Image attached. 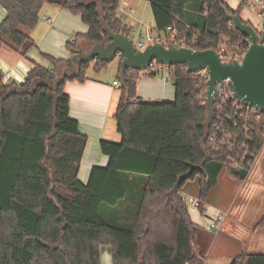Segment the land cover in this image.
Segmentation results:
<instances>
[{
  "label": "trees",
  "instance_id": "obj_1",
  "mask_svg": "<svg viewBox=\"0 0 264 264\" xmlns=\"http://www.w3.org/2000/svg\"><path fill=\"white\" fill-rule=\"evenodd\" d=\"M146 1L155 31L167 40L171 26L174 39L195 36V50H216L224 39L248 47L228 19L240 17L246 0L236 10L224 0ZM46 5L79 14L88 27L66 43L72 54L82 40L109 42L102 21L113 32L132 31L117 17L120 0H0V46L30 64L23 83L0 74V264H100L101 245L110 246L113 264H208L181 192L196 181L204 202L221 171L244 180L264 143V112L214 104L207 127V75L167 65L173 100L149 102L137 97L141 71L126 68L113 115L120 140L99 141L108 163L92 167L83 183L78 171L87 136L69 114L64 85L85 81L91 67L98 72L109 62L82 63L54 91L63 69L74 66L71 58L41 52L49 66L35 62L28 57L35 42L21 29L32 30ZM164 66L155 61L143 75L153 78ZM254 228H264V213ZM230 264H264V252L241 250Z\"/></svg>",
  "mask_w": 264,
  "mask_h": 264
},
{
  "label": "crops",
  "instance_id": "obj_2",
  "mask_svg": "<svg viewBox=\"0 0 264 264\" xmlns=\"http://www.w3.org/2000/svg\"><path fill=\"white\" fill-rule=\"evenodd\" d=\"M121 2L122 1L120 0V3ZM120 6L122 7V3ZM58 9L59 10L56 9L55 11L52 10L54 16L58 14L56 15L57 18L55 20L46 15L51 19V23H47L49 26L45 32V39L42 41L44 43L46 40L47 45L43 44L41 47L43 51L41 52L49 54L55 58L68 59L71 58L73 54L67 48L66 43L73 40L74 34L69 38L68 41H66V38L72 34L68 33L72 29H70L66 24L58 21V17L65 13L64 11H66L59 7ZM121 9L122 10H118L117 14L119 19L120 16L124 14L130 16V14H133L134 12V7H132V5H127L125 9H123V7ZM130 9L133 11L131 12ZM2 11L4 17L5 12L3 9ZM125 24L131 26L133 31L132 23ZM152 24L154 25V19ZM80 28L83 31L77 33L83 34L88 29L86 25L85 27L80 26ZM142 30L143 29H141L139 33ZM78 46L77 52H86L91 48L92 44L82 40L79 42ZM29 55H31L30 53H28V57L35 62H38L43 66H49V62L47 60H40V57L35 54H33L35 59ZM0 66L7 68L9 71H11L15 78H20L22 80L25 79L30 68V64L27 59L23 58L6 45L0 46ZM112 73V75L117 76L120 80L116 85L113 84V82L116 81L114 78L109 79L107 76L96 77L93 75H88V79L83 82L73 80L67 81L64 85V91L69 95V114L72 118L79 122L80 131L87 136V143L84 148L78 171V177L83 183L88 181L89 173L92 167L105 166L108 163V156L102 154L100 151L99 141L101 139L112 141L116 140L114 142H118L120 140V134L116 131L115 119L113 117L120 95L121 76L119 74V66L115 67ZM3 81L8 82L5 80ZM137 97L139 100L149 102L171 101L174 97V87L168 77H164L162 75L152 78L147 77L142 73L137 80ZM263 145L253 164L251 165L247 177L244 180L239 181L240 184L238 186L235 184L238 180L228 177L225 171L220 172L216 185L209 191L208 197L203 203L204 210L200 211V209H197V220L195 221L192 219L193 222L196 223V225L200 227L202 231H204V233L207 232L210 234V238L204 235V242L202 243L203 248L204 246L206 247L205 251L202 253H204L206 256L208 264H230L232 258L237 253H239L241 250H245L244 248L240 247L239 251L227 252L226 249L228 248L224 245V243H222L219 245V250L216 254V257L214 256V258L210 259L212 249L220 244L218 242H220V239L224 236L223 234H226L229 231L226 222L224 223L222 229L217 232L207 230L209 222L217 212H227V219L231 215V217H233L235 220L230 218L229 221H233L235 224H241L244 222L245 226L249 230V235L254 233V226L264 213L263 207L262 211H259L260 213L258 212L259 215L255 216L257 213H254L253 216L248 215L247 218V216H244V214L237 208L242 207V204L238 202L239 196L240 202H245L250 196L251 191L247 189V187L251 186L248 181L252 176V173H254L258 159H260ZM254 174L257 176V179L259 177L258 181L264 179V173L261 172L260 167L257 168ZM188 183H186L183 187L181 196L185 197L187 195H192L198 197V182L192 181L190 184ZM259 192H264V189L259 188ZM106 264H113L112 256L111 263L110 260L106 258Z\"/></svg>",
  "mask_w": 264,
  "mask_h": 264
},
{
  "label": "water",
  "instance_id": "obj_3",
  "mask_svg": "<svg viewBox=\"0 0 264 264\" xmlns=\"http://www.w3.org/2000/svg\"><path fill=\"white\" fill-rule=\"evenodd\" d=\"M235 30L246 36L249 46L241 61H222L213 49L195 50L189 47L166 45L155 42L148 44L143 50L135 49L129 36L113 32L103 21V29L109 39L107 44L97 42L86 52H76L71 56L74 66L63 69L61 79L54 83V91L58 83L68 72L72 76L79 74L81 64L98 59L101 62H111L115 57L122 60L119 64V74L122 77L126 68L143 71L153 61L161 65L185 64L188 72H198L206 69L208 78L205 90V107L208 127L214 113V93L216 83L229 79L231 88L238 101L248 107L264 112V31L258 36L254 28L244 23L235 15H228Z\"/></svg>",
  "mask_w": 264,
  "mask_h": 264
},
{
  "label": "rangeland",
  "instance_id": "obj_4",
  "mask_svg": "<svg viewBox=\"0 0 264 264\" xmlns=\"http://www.w3.org/2000/svg\"><path fill=\"white\" fill-rule=\"evenodd\" d=\"M85 1H89V0H85ZM121 1H122L121 3H122L123 9H125L127 5H132V7H134L133 14L131 13L130 16L127 14H124L120 16V20L123 23H128V24L132 23L133 31L130 32L129 38L132 41V43H136L138 39L139 31L144 28V25L154 29V25L152 24L153 16H152V12L150 9V5L145 0H121ZM224 1L227 3V5L230 8L234 10H236L240 4V0H224ZM122 7L120 6V8ZM56 9L59 10L58 7H55L52 5H46L41 10L40 15H39V21L32 30H27L26 28L21 27L22 31L30 34V36L32 37L36 45L35 47H32L30 49V52H29L31 54L29 55L30 57L34 58L33 54H35L40 57V58L37 57L40 60H43V59L46 60L41 55V51H43L41 47L43 46V44L47 45L46 40L44 43L42 41L45 39V32L49 25H47V23L44 21L43 16L47 15L55 20L57 18L56 15L58 14L54 16L52 10L55 11ZM64 12L65 13H63L61 16L58 17V21L62 22L63 24H66L70 29H72L71 31L68 32V33H72L68 36V38H66V41H68L69 38L73 34L75 35L77 32H82L83 30H81L80 26L85 27V24L81 21V17L79 14H73L67 11H64ZM239 14H240L241 19L247 20L250 23L254 24L255 26L261 20V18L257 16L256 11L247 9L245 7H243L239 11ZM3 15H4L3 11L0 7V21ZM141 24L143 27L141 26ZM33 32H34V35H33ZM151 33L153 34L154 31H151ZM119 64L120 62H119L118 57H115L111 62L106 64L105 67L100 69V71L95 72L91 69L92 68L91 67L89 71L87 72V74L93 75L96 77L107 76L109 77V79L114 78L115 80L120 81L117 76L112 75L113 70L115 69V67L119 66ZM144 71L145 70L141 72L143 73ZM141 72L140 74H142ZM162 75L164 77H168L170 80L169 72H168L166 65L163 67L161 71H159V74H157V77L162 76ZM259 167L261 169V172L264 173V145L261 150L260 159H258L256 163L254 173ZM254 173H252V176L250 177L248 181L251 186V187H247V189L251 191L250 196L245 202H240V196L238 197V202L242 204V207L241 208L237 207V208L244 214V216H247V218H248V215L253 216L254 213H257L255 214V216L259 215L260 213L259 211H262L264 207V200H263L264 192H259V188L264 189V179H261L258 181L259 177L257 179V176ZM190 183L191 182H189L188 184ZM235 184L238 186L240 183L239 181H236ZM188 209H189L191 218L196 221L197 220L196 215L198 216V213H197L198 210L192 209L191 207H188ZM230 218L232 220H235L233 217H231V215L229 216L228 219L226 218L227 221L225 222L227 223V227L229 231L226 234H223L224 236L220 239V242H218L220 244H218L216 247L212 249L210 259L214 258V256L216 257V254L219 250V245H221L222 243H224V245L228 248L226 249L227 252L239 251L241 247V248H244L245 251L247 252L263 253L264 252V248H263L264 247V228L254 229V233L252 235H249V230L245 226L244 222L241 224H235L233 221H229ZM208 234L209 233L207 232L204 233V231H202L200 227H197V235H198V241L200 244L201 252H204L206 249L205 246L203 248L202 243L204 242L203 240L204 235L210 238V234L209 235ZM100 255H101V264H106V258H108V260H110V263H111V250L108 245L100 246Z\"/></svg>",
  "mask_w": 264,
  "mask_h": 264
},
{
  "label": "built area",
  "instance_id": "obj_5",
  "mask_svg": "<svg viewBox=\"0 0 264 264\" xmlns=\"http://www.w3.org/2000/svg\"><path fill=\"white\" fill-rule=\"evenodd\" d=\"M243 7L256 11L257 16L261 18L260 22L257 23L256 26L248 21L249 22L248 24H250L254 28V30L260 37V35L264 31V0H246L244 2ZM118 10H122L120 6ZM130 11L132 12L133 10L130 9ZM43 19L46 23L48 24L51 23V19L47 17L46 15L43 16ZM151 31H154V33L152 34ZM166 31L171 32L169 40H167L166 37H164L162 34L157 33L155 29L144 25L143 30L138 34L137 42L133 43V45L135 49L137 50H143L148 44H152L155 42H160L164 45L168 43H173L175 46H178V47L183 46V47L192 48L191 45L197 41V38L195 36H193L190 40L187 38H181L178 40L174 39L175 38V28L171 26H167ZM246 40L249 46L248 38H246ZM247 48H243L237 44L233 45L229 42V40L224 39L222 42L219 43L218 49H216L215 51L218 53L222 61H229L233 59V60H237L240 62ZM154 63L155 61H153L149 66H153ZM198 72L200 75H207V78H208V72L206 69H203ZM0 74L3 80L8 81V82H15L16 84H20V83H23L24 81L20 78L19 79L15 78L12 75L11 71H9L7 68L3 66H0ZM113 84L116 85L117 82L114 81ZM214 104H216L219 108L221 107L222 108L223 107L234 108L237 104L242 105L238 101V99L235 97V94L231 88L229 79H223L216 83V91L214 93ZM248 108L259 111L258 109H255L252 107H248ZM182 198L186 202L187 206L191 207L192 209H199L200 205L204 203L199 199V197L192 196V195H187ZM227 216H228L227 212H223V211L217 212L213 216L211 221L209 222L207 226V230L213 231V232H217L221 230L226 221Z\"/></svg>",
  "mask_w": 264,
  "mask_h": 264
}]
</instances>
